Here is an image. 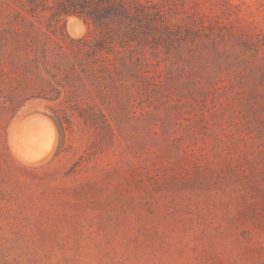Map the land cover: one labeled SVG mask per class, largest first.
Listing matches in <instances>:
<instances>
[{
  "label": "rangeland",
  "instance_id": "1",
  "mask_svg": "<svg viewBox=\"0 0 264 264\" xmlns=\"http://www.w3.org/2000/svg\"><path fill=\"white\" fill-rule=\"evenodd\" d=\"M141 1L160 7L163 26L142 49L120 51L113 145L91 154L95 133L75 119L57 156L54 104L42 99L10 121L0 264H264V0ZM51 15L0 0V59L31 22L97 35L78 15ZM32 114L56 131L48 152L26 161L9 140L15 127L24 151L43 149L44 124L20 126ZM11 115L0 107L4 125Z\"/></svg>",
  "mask_w": 264,
  "mask_h": 264
},
{
  "label": "trees",
  "instance_id": "2",
  "mask_svg": "<svg viewBox=\"0 0 264 264\" xmlns=\"http://www.w3.org/2000/svg\"><path fill=\"white\" fill-rule=\"evenodd\" d=\"M31 17L52 11L49 18L57 23L75 14L92 24L93 38L71 37L65 25L42 31L31 22L21 38L17 28L11 42L12 51L0 59V107L12 111L6 125L0 117V144L6 149L10 121L30 99H42L56 125L58 156L68 147L70 133L92 129L95 133L94 154L114 144L116 129L112 123L111 88L115 77L122 79L119 54L121 49H142L157 39L162 23V10L157 4L141 0H25ZM168 27V26H166ZM165 27V28H166ZM167 36L180 32L165 31ZM181 38V37H179ZM8 43L0 38V50ZM252 49V40H245ZM22 50V52L20 51ZM123 63V62H122ZM59 104L60 106H56Z\"/></svg>",
  "mask_w": 264,
  "mask_h": 264
},
{
  "label": "bare ground",
  "instance_id": "3",
  "mask_svg": "<svg viewBox=\"0 0 264 264\" xmlns=\"http://www.w3.org/2000/svg\"><path fill=\"white\" fill-rule=\"evenodd\" d=\"M33 115V114H32ZM37 122H41L42 124H44V135H43V138H44V147L43 149L38 153V154H30L29 152H26L24 151L21 146L19 145L18 143V140H17V131H16V128L13 127L12 128V132H13V137L11 139L10 137V140L9 142L13 145L14 147V151H16L19 156L26 160V161H30V160H33V159H37L38 157H42V155H44L45 153L48 152V150L52 147L53 145V139H54V132L56 131L55 130V127H54V124L53 122L50 120V118H47L45 116H42V115H38V114H35L31 117H28L26 120H24L23 124L20 125V126H23L24 128H30L33 124H36ZM20 123V122H19ZM22 131V130H21ZM35 131V130H34ZM28 132V131H27ZM23 133V132H22ZM32 133V131H31ZM28 134V133H27ZM56 138V137H55ZM58 138V137H57ZM56 143V141H55ZM35 149V148H34ZM54 150V149H53ZM49 156V155H48ZM18 157V156H17ZM45 158V157H44ZM36 161V160H35ZM26 163V162H25ZM40 163V162H39ZM31 164V163H30Z\"/></svg>",
  "mask_w": 264,
  "mask_h": 264
}]
</instances>
